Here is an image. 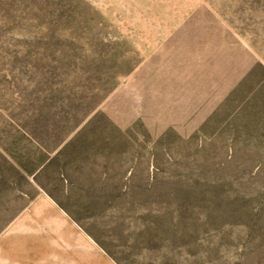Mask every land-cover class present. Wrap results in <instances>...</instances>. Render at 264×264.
I'll use <instances>...</instances> for the list:
<instances>
[{
    "label": "rangeland",
    "instance_id": "374dc122",
    "mask_svg": "<svg viewBox=\"0 0 264 264\" xmlns=\"http://www.w3.org/2000/svg\"><path fill=\"white\" fill-rule=\"evenodd\" d=\"M0 264H264V0H0Z\"/></svg>",
    "mask_w": 264,
    "mask_h": 264
}]
</instances>
